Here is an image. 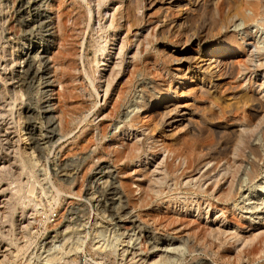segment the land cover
I'll return each instance as SVG.
<instances>
[{
	"label": "rangeland",
	"instance_id": "obj_1",
	"mask_svg": "<svg viewBox=\"0 0 264 264\" xmlns=\"http://www.w3.org/2000/svg\"><path fill=\"white\" fill-rule=\"evenodd\" d=\"M153 3L148 9V14L152 16L151 18L154 17L153 20L162 19L168 11L167 0H155ZM115 6L116 3L113 1L107 6V12L106 8H103L106 18ZM246 12L250 11L246 10ZM21 20L20 8L16 0H0V62L18 57L21 50L32 41L36 44H50L42 33L28 32V27L24 26ZM260 23L259 19L244 22L240 16H235L228 28L229 32L236 35L237 41L243 43L246 49L248 47L246 54L240 53L237 56L247 61L249 59L247 66L250 64V67L246 71L241 66L242 63L237 65L240 68L239 72L236 69L233 73L225 74L214 68L204 70L205 66L199 71L194 67L196 62L194 58L188 60L180 57V50L184 51L188 46L177 45L164 34L163 37L159 36L160 42L154 43V46L160 45L176 54L175 56L178 55L175 57L178 58L177 61L163 62L161 59V62L153 54L152 63L145 64L146 62L143 61L131 70L126 69L113 83L115 96L109 95L106 102L102 97L105 88L103 81L100 83L97 81L93 86L85 77H78L81 80H78V84L83 88L79 89L81 92L78 98L69 100V104L65 107L68 109L67 117L70 123L65 126L63 132H57L58 135H53L54 137L49 139V135H46L48 134L47 119L40 114L39 130L47 138L40 146L34 145L31 138L32 116H25L27 113L25 107H31L36 118V113L41 109L43 96L46 94L44 88L33 82L22 87V91H15L16 94L10 89L5 98H0V101L4 102L3 112H0L2 115L0 122L5 124L0 131V163L8 166L6 170H0V255L4 254L3 262L0 264H64L68 258H74L83 264H200L203 260H208V264H231L219 256L224 253L222 250L216 254L211 246L193 242L194 237L200 236L205 228L201 233L198 229L204 223L209 224L210 221H214L215 225L226 226L228 229L226 234L237 232L240 240L236 245L242 243L244 239L243 241H249L253 247H256L251 253L246 252L241 261L234 264H264V236L257 235L256 231L260 230L256 227L264 223V207L261 208L264 202V122L252 137V142L257 145L260 156L255 159L253 154L245 149L240 169L235 177L233 176L231 189L229 188L231 198L226 201L214 200L215 195L218 196L220 192L218 183H222V180L216 184L217 186L214 184L215 181L203 180L202 189L207 191L210 189L207 194L202 190H196L195 185L186 183L185 178L175 179L172 176L169 178L163 176L162 172L161 182H156L157 185L155 183L152 189L145 192L143 186L150 185L153 179L150 169L157 165L159 159L149 161L155 151V148H151L152 144L147 140H143L140 144L141 150L146 152L142 154L141 161L134 159L136 153L128 147L122 151L124 153L121 152L123 156L120 154L118 158L119 155L107 146L111 134L119 132L122 125L132 117L135 118V125L125 131L124 135L129 133L132 136L148 131L144 132L138 127L151 124L147 116L149 111L146 112L140 108V105L149 98L150 94L155 97L159 95L151 84L152 81L161 84L163 89L167 87L173 89L180 75L175 70L178 64L191 65L192 73H188L189 79L186 83H194L199 78L200 82L214 84L216 92V101L212 105L207 100H194L191 97L180 98L182 104L194 108L197 106V115L205 118L213 126L232 124L236 127L237 124L244 123L248 105L247 102L241 103V91L257 95L264 93V27ZM121 32L122 28L110 32L112 38L109 43H112L115 36ZM107 34L108 32L101 29L97 22L86 29L84 35L87 40L84 49L86 68L89 66L88 61L95 55H100V51L96 49L104 44ZM218 37L217 32L214 31L212 35L205 37L202 43L216 42ZM109 54L111 51L107 57L110 56ZM101 63L103 62H99ZM103 67L105 68V65H100L99 69ZM158 74L164 75L165 79L160 78L161 75ZM202 76L204 77L201 79ZM206 106L210 108L207 109ZM202 107H204L203 111ZM85 115L87 120L82 121ZM103 115L104 119H102ZM234 117L238 119L235 120ZM97 122L101 123L104 130L95 137L92 133ZM84 126L89 130H85ZM150 129V135L153 134L152 136L159 139L160 134L155 129ZM56 137L59 139L57 140ZM42 150L47 151V155L44 156ZM253 159L256 160L258 167L253 176H250L248 174L250 160ZM114 169L126 171L124 174H127L125 175L127 181L133 182L129 184V188L134 190L131 197L110 206L107 204L108 196L96 190L94 182L100 179V182L107 185L115 177V173L112 172ZM178 170L173 173L174 176L180 174L181 169ZM136 183H140V188L135 185ZM222 187L228 188L227 185ZM209 196L213 197L211 202L218 207L225 205L230 208L232 213H226L228 221L221 219L218 208L215 210L210 208L206 213L208 209L206 199H209ZM1 200H4V204ZM196 200L202 202L200 207L204 209L200 216L197 215L194 206L188 215V221L173 223L177 225L179 232L168 230L172 224L164 226L167 221L162 222L160 219L162 211L166 209L170 211L173 208L181 210L184 203L189 204L191 208ZM121 205L126 206L128 214L119 218L118 211ZM253 211L259 212L253 213ZM249 223L256 229L248 227ZM205 236L211 238L207 234ZM191 242L197 249L189 246ZM224 245L232 249L229 242ZM237 250L232 249V252Z\"/></svg>",
	"mask_w": 264,
	"mask_h": 264
},
{
	"label": "bare ground",
	"instance_id": "obj_2",
	"mask_svg": "<svg viewBox=\"0 0 264 264\" xmlns=\"http://www.w3.org/2000/svg\"><path fill=\"white\" fill-rule=\"evenodd\" d=\"M16 1L20 8L21 21L24 26L28 27L27 31L30 33L33 31L42 33L45 40L50 41V44H36V42L32 41L28 43L26 48L21 50L18 57L14 59H4L0 62V98H5L10 92V89L13 90L14 93L17 90L22 91V87H26L33 82H37L44 88L46 94L43 96L40 106L41 109L38 111L39 114L36 113V118L33 114L34 112L32 113L30 109L31 107H25L27 111L25 116H32L31 138L34 145L38 146L42 145L44 140H47L45 134H41L39 130L41 128V117L47 119L48 134L46 135H49V139L54 137L53 135H56L57 132H63L65 126L70 123L67 117L68 109H65V107L69 104V100L73 101V99L78 98L81 92L79 89L83 88L78 84V77H85L93 86H95V82L99 81L100 83V81H103L105 88L103 89L102 97L103 101L106 102V98H108L109 95L115 94L113 83L116 81L117 76L122 75L126 69L130 68L129 70H131L133 67L135 68L136 64L143 61L146 62H144L145 64L152 63L151 56H153V54L159 58L160 61L162 59L163 62L174 60L175 63V60L177 61L178 58L175 57L178 55L175 56L176 54H173L164 47H160V45H156L157 47L154 46V43L160 42L159 36L163 37L164 34H166V38L168 39L169 37L173 43L180 46L183 44L188 46L186 50H180V57L187 58L188 60L194 58L196 61L194 62V67L199 71L205 66L204 70L214 68L225 74L233 73L236 69L239 72L240 68L237 67L239 63H242L241 66L244 67L245 70H243L246 71L250 67V64L247 66L249 59L247 61L237 56L240 53L246 54L248 47L246 49L243 43L237 41L236 35L228 31L229 25L235 16H240L244 22L259 19L261 22L260 24L264 27V0H167L168 11L162 16V19L158 18L157 20H153L154 17L151 18L152 16L148 14V9L151 8L155 0ZM113 1H115L116 6L111 9L112 11L109 13L108 18H106L107 6ZM104 7L106 8L105 13H103ZM246 10L250 12L247 13ZM172 16L176 17L172 18ZM95 21L99 27L105 29V32H108V34L104 44L96 49L100 51V55H95L93 59L88 61L89 66L86 68L84 49L87 40L84 35L86 29L91 28L92 25L96 23ZM119 28H122L123 34L122 32L121 34H117L113 42L109 43L112 38L110 32H115ZM214 31L217 32L219 36L217 41L203 44L202 42L205 37L212 35ZM108 44L112 45L110 46ZM110 51L111 54L107 57ZM15 59L17 60L15 61ZM99 62L103 63L99 64ZM100 65H105V68L99 69ZM190 67L191 65H177L175 70H177L180 75L173 89H168V87L167 89H163L160 86L161 84L153 81L152 83L150 82L159 95L155 97V95L150 94L149 98L140 105V108H143L146 112L149 111L147 116H149L151 124L148 126H138L141 127L144 132L148 130L146 133L143 134V132H141V134L132 136H130L129 133L124 135L126 133L125 131L135 125V118L132 117L127 123L122 125L119 132L111 134V139L109 138L107 146L119 155H116L118 158L120 154L122 155V153H124L122 151L128 147L135 151L136 154L134 155V159L136 161H141L142 154H146V152L141 150L140 144L143 140H147L152 144V147H150L152 149L155 148V151L153 150L152 159L149 161L159 159L156 162L157 165L153 167V169H150L153 174V182L150 181L153 185H144L143 190L145 192L152 189L156 182L160 183L162 175H166V177L172 176L175 179L180 177L185 178L186 183L195 185L196 190H202L207 192V194L208 191H210V187L208 191L205 189L203 190V185L201 184L203 180L206 182L215 181V185L222 180V183H218V185H220V192L218 196L215 195L214 200L219 201L220 199L226 201L231 198L229 188L233 183V176L235 177L240 169L241 159L244 156L245 149H248L255 159L260 156L257 145L252 142V137L255 131L262 127L264 122V93L262 95H257L252 92L241 91V103L244 104L247 102L248 105L246 117L244 116V123L237 124L236 127L232 124L213 126L209 124L205 118L203 119L200 115H197V106L194 108L180 102V98L183 97H191L194 98V100H207L210 105L216 101L214 84L200 82L198 80L199 78L194 83H186L189 79L188 73L190 72ZM158 75L160 76L161 74ZM163 76L161 75L160 78ZM203 77L204 76H202L201 79ZM260 86H262V83H260ZM120 92L121 90L116 94V98L119 96ZM123 92L122 90V93ZM98 93L97 96H99ZM147 94L149 93L147 92ZM3 103L4 102L0 101L1 113L3 112ZM206 107L207 109L210 108L208 106ZM203 108L204 107L201 109L202 111ZM205 111L204 109V113ZM1 113L0 116H2ZM40 114L42 115L41 117ZM104 118L105 116L103 115L102 119ZM240 118L241 117H239V119ZM236 119L238 118H235V120ZM83 120H87L86 115L83 116L82 121ZM3 126L5 127V124L0 122V131ZM94 128L95 130L92 134H95V137L102 134L104 130L102 129L101 123L98 124V122L95 124ZM86 129L89 130L87 126L85 130ZM149 129H155L157 133L160 134L158 135L160 138L157 139L152 136L153 134L150 135L151 132L149 133ZM121 135L124 137H120ZM139 135L142 136L140 137ZM57 138L58 137H56V139ZM46 152L47 151L42 150L41 153L45 156ZM255 159L250 160V170L248 172L250 176H253L258 167ZM6 167L8 166L0 163V170H6ZM178 169H181L180 174L174 176L173 173ZM118 170H112V172L115 173V177L111 182L107 183V185L100 182V179L97 180V177V181L94 182L95 189L108 196L107 204L110 206L115 203H120L124 198L128 199L131 197V193L134 190L129 188V184L133 182L129 183L127 181V177L125 176L127 174H124L126 171ZM135 185L140 188V183H136ZM226 185L228 188L224 189L222 186ZM214 188L212 187V189ZM211 198L213 197L209 196V199H206L208 200V209L206 213L210 208L213 210L218 208L221 219L227 220L226 213H232L230 208H227L225 205L218 207L217 204L211 202ZM3 201L4 200H1V203H3ZM201 203L200 200H196L195 203L191 205V208H189V204L187 205V203H184L181 210L180 208L177 210L173 208L172 210L170 209V211L166 209L167 211L164 210L162 211L163 213H161L162 215L160 214V219H162V222L163 220L167 221L164 226L172 224L168 230L175 233L179 232V228L173 223L175 221L179 223L185 220L188 221V215L192 212L191 209L194 206V210L197 211V215L200 216L204 210L200 207ZM262 205L261 208L264 207V202ZM166 207H168V205H166ZM257 212L259 211H253V213ZM124 214L127 215L128 212L126 206L121 205L118 211V217H125ZM215 224L214 221H210L209 224L204 223L205 227H203V224H200L203 226L200 227V229H198L199 226L197 227L199 233H201L203 228L205 229L200 236L194 237L193 242H198V245L199 243H205L208 247L211 246L216 254L222 250L224 253L219 256H221L224 261H228L231 264L240 262L242 256L246 252L251 253L256 249L255 246L253 247V245L250 244L251 242L248 241V243L247 241H243L244 239H242V243L239 242L240 244L236 245L240 240L237 232L226 234L225 232L228 231L226 226ZM247 226L253 228V230L256 228L260 229L259 231L256 230L257 235L264 236V223L256 228L253 227L251 223ZM224 233L226 235H224ZM205 234L209 235L211 238L208 239ZM49 239L50 238H48V240ZM193 242H191L189 246L193 249H197ZM226 242L231 244L233 251L238 249L237 252L233 253L230 246L224 245ZM3 257L4 254L0 255V263L3 262ZM207 261L203 260L200 264H208ZM64 264L83 263L78 262V260L74 258H68L64 261Z\"/></svg>",
	"mask_w": 264,
	"mask_h": 264
}]
</instances>
